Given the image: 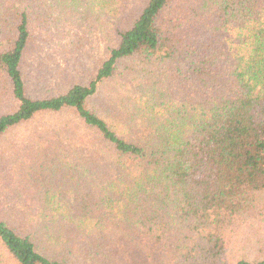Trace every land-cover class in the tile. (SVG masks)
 I'll list each match as a JSON object with an SVG mask.
<instances>
[{"label": "trees", "instance_id": "obj_1", "mask_svg": "<svg viewBox=\"0 0 264 264\" xmlns=\"http://www.w3.org/2000/svg\"><path fill=\"white\" fill-rule=\"evenodd\" d=\"M0 264H264V0H0Z\"/></svg>", "mask_w": 264, "mask_h": 264}, {"label": "rangeland", "instance_id": "obj_2", "mask_svg": "<svg viewBox=\"0 0 264 264\" xmlns=\"http://www.w3.org/2000/svg\"><path fill=\"white\" fill-rule=\"evenodd\" d=\"M57 58H59V55H55Z\"/></svg>", "mask_w": 264, "mask_h": 264}]
</instances>
